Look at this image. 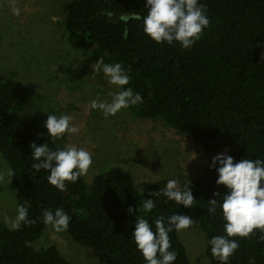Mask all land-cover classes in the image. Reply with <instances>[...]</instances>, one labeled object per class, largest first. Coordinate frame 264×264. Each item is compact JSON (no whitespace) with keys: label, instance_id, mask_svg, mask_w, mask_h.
I'll return each instance as SVG.
<instances>
[{"label":"trees","instance_id":"trees-1","mask_svg":"<svg viewBox=\"0 0 264 264\" xmlns=\"http://www.w3.org/2000/svg\"><path fill=\"white\" fill-rule=\"evenodd\" d=\"M210 19L201 38L189 49L178 43L156 44L143 31L145 0H67L63 24L74 47L89 50L105 63H120L130 77L125 87L143 97L130 106L143 119L161 118L178 131L190 134L208 154L202 173L192 180L161 177L140 194L127 170L110 166L87 182L80 177L64 191L47 181L48 173H35L30 143L61 147L47 134L44 121L31 111L28 98L16 78L0 71V153L16 175V205L29 207L31 224L10 231L0 222V264H71L55 244L35 248L45 225L42 212L63 207L71 216L67 234L73 241L96 250V264H146L131 232L137 218L155 220L191 210L205 233L209 264H218L208 241L224 235L222 214L207 212L210 199L227 191L217 185L212 157L225 152L235 161L264 159V0H202ZM39 134V135H38ZM176 179L180 190L191 189L194 205L185 208L165 202L154 193ZM156 201L151 213L142 209L144 199ZM170 235L177 252L174 264H191L178 232ZM264 233L236 237L240 248L231 264H264Z\"/></svg>","mask_w":264,"mask_h":264},{"label":"rangeland","instance_id":"rangeland-1","mask_svg":"<svg viewBox=\"0 0 264 264\" xmlns=\"http://www.w3.org/2000/svg\"><path fill=\"white\" fill-rule=\"evenodd\" d=\"M67 0H0V71L13 75L26 95L31 111L43 121L48 114H68L80 128L56 142L64 147H83L93 164L83 176L89 182L99 171L121 167L131 173L140 194L161 177L192 180L208 162V154L190 134L182 133L161 118L143 119L129 109L105 118L93 110L97 98L110 101L119 89L108 83L103 72H95L97 59L89 50L74 47L63 24ZM20 10L14 15L12 5ZM48 113V114H47ZM9 167L0 153V170ZM12 183L0 181V222L16 216ZM188 230L178 232L191 264H209L206 237L196 214ZM6 225V224H5ZM55 244L71 264H96L97 252L73 241L51 226L43 228L31 242L35 248Z\"/></svg>","mask_w":264,"mask_h":264},{"label":"clouds","instance_id":"clouds-1","mask_svg":"<svg viewBox=\"0 0 264 264\" xmlns=\"http://www.w3.org/2000/svg\"><path fill=\"white\" fill-rule=\"evenodd\" d=\"M144 8L147 15L141 17L135 13L136 19L143 20L144 33L156 44L172 45L178 43L181 48H191L209 27L210 19L207 15V5L202 0H145ZM14 15L20 10L12 5ZM95 72L102 71L108 83L115 85L119 90L109 93L111 100L97 98L90 102L93 110L102 112L105 118L115 116L122 109L143 103V97L133 92L129 84L130 77L120 63H105L102 59L96 62ZM48 114V113H47ZM47 134L53 141L62 139L65 134H78L80 128L72 123L68 114H48L44 121ZM39 135V134H38ZM35 173L44 170L48 173L47 181L59 191H64L67 183H75L85 176L93 164L92 154L83 147L65 145L55 150L48 143L37 145L30 143ZM217 172V185H224L227 191L219 199H210L207 212L215 214L219 210L224 220V235H215L209 241L212 257L218 264H231L230 258L240 248L236 237L247 238L256 230L264 233V159H241L225 152L212 157L209 165ZM16 175L13 168L0 170V181L7 179L10 184ZM156 196L163 195L165 202H175L179 206L189 208L194 205V196L191 189L180 190L176 179H169ZM156 208V201L146 198L142 202L145 213H151ZM129 214H135L136 222L131 238L137 251L142 255L146 264H174L177 252L172 248L170 233L188 230L194 224L191 217L179 212L167 217L158 216L150 220L145 216L137 218V207L129 206ZM42 223L51 226L57 232H66L69 228L71 216L63 207L45 209L42 212ZM34 221L29 219V207L26 204L17 205L14 219L5 217V224L10 231H17ZM264 239V236L261 237Z\"/></svg>","mask_w":264,"mask_h":264}]
</instances>
